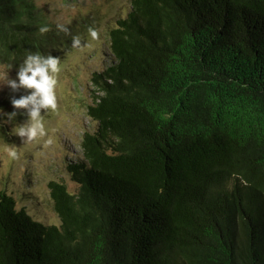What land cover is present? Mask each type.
I'll return each mask as SVG.
<instances>
[{
  "label": "trees",
  "instance_id": "obj_1",
  "mask_svg": "<svg viewBox=\"0 0 264 264\" xmlns=\"http://www.w3.org/2000/svg\"><path fill=\"white\" fill-rule=\"evenodd\" d=\"M111 23L63 159L77 188L49 181L51 222L30 180L4 186L0 264H264V0H130ZM64 26L0 0V63L58 56Z\"/></svg>",
  "mask_w": 264,
  "mask_h": 264
},
{
  "label": "rangeland",
  "instance_id": "obj_2",
  "mask_svg": "<svg viewBox=\"0 0 264 264\" xmlns=\"http://www.w3.org/2000/svg\"><path fill=\"white\" fill-rule=\"evenodd\" d=\"M35 2L49 23H75V36H79L82 43L79 47H71L58 55L62 59V70L58 75V103L57 108L45 117L47 134L22 143L21 138L12 132L14 122L5 123L8 140L0 137V190L6 186L8 190L23 192L26 182L30 180L29 190H32L33 194L29 197L34 196L52 222L54 214L50 213L46 204L48 183L52 179L63 178L69 184L70 190L77 188L65 178L63 159L74 158L80 153L78 143L81 127L91 125L83 108L92 94L89 82L91 73L107 62V28L115 16L129 9L130 0ZM89 29L97 31L96 38L91 37ZM15 75L16 71L10 70V76L15 78ZM22 120V117H18L16 122ZM12 147L17 152L15 158L10 157L6 151Z\"/></svg>",
  "mask_w": 264,
  "mask_h": 264
},
{
  "label": "clouds",
  "instance_id": "obj_3",
  "mask_svg": "<svg viewBox=\"0 0 264 264\" xmlns=\"http://www.w3.org/2000/svg\"><path fill=\"white\" fill-rule=\"evenodd\" d=\"M57 28L65 33L69 31L63 24H57ZM48 31L47 26L39 28L40 33ZM89 33L93 38L98 35L94 29H89ZM81 43L79 36L72 37V47H79ZM13 67L10 63H0V91L6 87L18 94L9 100L13 111L5 112L0 108V117L6 118L0 123L14 122L13 134L25 143L47 134L45 117L57 108L58 75L62 70V59L51 53L45 55L39 51H29L19 63L15 78L10 76ZM21 90H24V94H19ZM18 117L23 118L22 122H16ZM6 151L12 158L17 156L14 147Z\"/></svg>",
  "mask_w": 264,
  "mask_h": 264
}]
</instances>
